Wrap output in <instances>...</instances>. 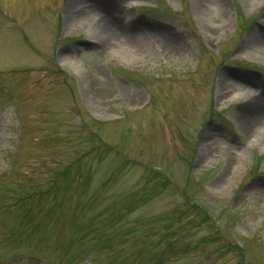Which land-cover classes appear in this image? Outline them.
<instances>
[{
  "label": "rangeland",
  "instance_id": "obj_1",
  "mask_svg": "<svg viewBox=\"0 0 264 264\" xmlns=\"http://www.w3.org/2000/svg\"><path fill=\"white\" fill-rule=\"evenodd\" d=\"M116 1L120 26L162 43L138 53L103 44L104 26L78 16L73 0H0L5 264H39L15 259L26 253L54 264H239L218 227L225 238L247 237L245 258L264 264V121L246 110L255 120L246 129L240 117L264 88V45L246 46L252 31L264 40V0H222L223 11L210 4L205 14L197 0ZM222 74L250 81L249 92L221 86ZM123 111L117 123L84 126ZM89 145L97 151L75 160ZM151 163L172 183L153 176ZM53 178L46 194L15 202ZM172 187L200 199L217 223Z\"/></svg>",
  "mask_w": 264,
  "mask_h": 264
},
{
  "label": "bare ground",
  "instance_id": "obj_2",
  "mask_svg": "<svg viewBox=\"0 0 264 264\" xmlns=\"http://www.w3.org/2000/svg\"><path fill=\"white\" fill-rule=\"evenodd\" d=\"M222 0H197L196 6L203 9L200 13L205 14L207 12L206 8L210 4L218 5L217 8L220 11H223L224 6L222 5ZM114 2L116 4H114ZM113 7H110L102 11L101 7L96 0H73L75 4L78 16H84L85 18H89V20L97 24V22L101 23L104 26L105 31L103 34L102 42L103 44H112L117 46H125L129 49H132L135 52L146 51L149 49L151 44L160 45L162 42L159 39L161 34L154 33L151 37L148 36V31L141 30L139 32H134L132 24L121 25L118 23L115 18L116 13L120 12V7L117 4V1L114 0ZM197 8V9H199ZM104 13V14H102ZM222 13V12H221ZM131 29H130V28ZM148 33V34H147ZM247 37V36H246ZM246 46L254 45V46H263L264 40L259 36L258 33L252 31L250 35H248L246 40ZM221 86L225 87H238L240 89L248 88L251 86V82L245 79L235 78L234 76H228L226 74H222L219 78ZM259 86V85H258ZM257 87V85H256ZM255 88V87H254ZM247 93L249 92V88L246 89ZM254 94H250L255 98H252L253 103L249 102L245 104V109L242 110L240 117L243 120V125L246 129H249L252 125H254L255 120H252L246 112V110L251 111V115H255L258 113V117L262 121H264V88H261L260 91H257L255 88ZM234 93H238L235 91ZM253 115V116H254ZM264 134V133H263ZM264 137V136H262Z\"/></svg>",
  "mask_w": 264,
  "mask_h": 264
}]
</instances>
